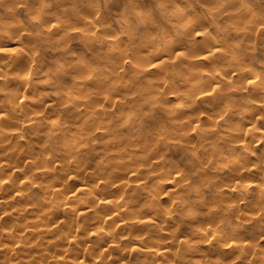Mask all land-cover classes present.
I'll list each match as a JSON object with an SVG mask.
<instances>
[{"label":"clouds","instance_id":"clouds-1","mask_svg":"<svg viewBox=\"0 0 264 264\" xmlns=\"http://www.w3.org/2000/svg\"><path fill=\"white\" fill-rule=\"evenodd\" d=\"M0 264H264V0H0Z\"/></svg>","mask_w":264,"mask_h":264}]
</instances>
